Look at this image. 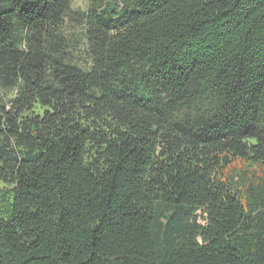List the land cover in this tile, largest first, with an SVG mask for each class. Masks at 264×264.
<instances>
[{
	"label": "trees",
	"instance_id": "trees-1",
	"mask_svg": "<svg viewBox=\"0 0 264 264\" xmlns=\"http://www.w3.org/2000/svg\"><path fill=\"white\" fill-rule=\"evenodd\" d=\"M72 1L0 0V264H264V0Z\"/></svg>",
	"mask_w": 264,
	"mask_h": 264
},
{
	"label": "rangeland",
	"instance_id": "rangeland-1",
	"mask_svg": "<svg viewBox=\"0 0 264 264\" xmlns=\"http://www.w3.org/2000/svg\"><path fill=\"white\" fill-rule=\"evenodd\" d=\"M89 4L90 0H73L72 8L74 11L85 12L88 9ZM65 34L72 42L71 51L73 53V60L83 68H87L89 65V60L82 49L84 44L83 25L78 20V17H76V15L73 13L67 17L65 24ZM243 177L247 178L246 182L242 181ZM223 178L226 181L231 182L236 187V189L239 190L241 197H243V202L247 204L245 197L248 194L247 190L251 186V182L261 181L264 183V165L259 163H251L244 159L237 158L224 169Z\"/></svg>",
	"mask_w": 264,
	"mask_h": 264
}]
</instances>
